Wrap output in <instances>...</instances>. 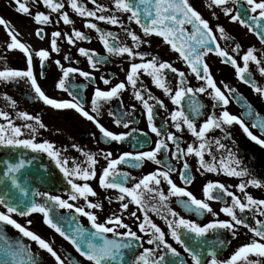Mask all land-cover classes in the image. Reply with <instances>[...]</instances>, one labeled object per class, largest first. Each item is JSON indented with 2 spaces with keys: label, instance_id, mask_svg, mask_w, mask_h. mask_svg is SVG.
Segmentation results:
<instances>
[{
  "label": "snow or ice",
  "instance_id": "1",
  "mask_svg": "<svg viewBox=\"0 0 264 264\" xmlns=\"http://www.w3.org/2000/svg\"><path fill=\"white\" fill-rule=\"evenodd\" d=\"M14 2L18 12L33 16L34 22L37 24H59L61 21L64 25L74 24L69 12L65 10V0H33V3L42 5L48 10L47 12L37 10L34 13L28 4L22 2V0H14ZM111 2L114 4L115 10L127 14L129 23H135L139 27L143 33V38L136 31L125 26L124 22L117 15L105 14L110 13V10L103 5L97 4V0H91V3L96 5L97 10L87 8L82 0H67L68 7L79 16L94 18L96 21H104L111 25H119L124 33L131 37L134 47L119 42L117 33L104 32L91 20L85 21L84 26L86 28L95 29L100 33V40L109 54L120 56L126 54L133 60L137 57L140 59L141 62H132L130 64L126 79L134 89L135 99L142 102L151 132L155 133L160 139L150 151L123 152L117 158H112L113 153L111 151L105 152L104 150H100L99 153H96L85 151L78 145L72 144L71 148L85 158L81 163L75 157L64 156L53 142L48 140L38 142L36 140L38 128L43 129L46 127L39 116H33L27 111L18 113V116L25 121L34 122L23 125L24 128L30 130V134L29 138H21L24 135L22 127L16 126L13 123L8 112L0 111V118L7 121L6 124L0 123V145L30 149L33 152L46 154L55 162V165L60 169L64 178L67 179V183L71 186V194L68 200L63 199L60 195H51L48 192L35 193V195L45 198L44 203L36 202L35 200L27 202L21 200L19 204H14L11 202L8 194H0V205L5 209L4 211H0V224L11 225L23 237L36 242L40 249L45 250L54 258L56 264H66V260L67 264H83V261L73 258L70 254H66L62 258L54 250L51 243L36 232L31 231L29 227L21 225L13 218V214L21 217L30 216L33 213L42 214L44 223L68 240L74 246L79 256L83 257L89 264H176L175 261H166L164 254L156 256V252L161 246L166 251H170L172 256L179 257L180 253L166 241L165 232L151 219L149 212H153L160 214L166 221L171 237L177 243L184 246V250L189 253L194 264H205V262L202 261L201 252L198 249L190 247L185 243V240L181 237L180 229H186L188 233L194 234L195 237H204L209 231L224 229L230 230L233 237H235L238 235L239 226L248 228L253 233L254 238L237 247L228 258L223 260L218 258L216 252H211V259L207 264H264V219H256L255 226H251L240 215V213H245L247 210L258 212L259 216L264 217V198H255L252 194L245 191L249 185L256 188H264V182L257 178L242 179V182L237 185L239 191L245 195V199L241 200L234 192L229 191L225 184L219 181H208L202 189L204 199H199L191 191H188L186 187L178 186L174 182L170 172L175 171V169L167 158L165 160L158 159L159 153L169 151L167 142L171 141L176 149L172 152V158L180 159L185 155H194L198 158L200 166L198 170L217 174L223 170L224 174L229 177H249L250 171L242 166V161L219 138L209 139L207 134L213 130H221L223 132L226 126L238 124L252 141L264 146V138H260L254 134L245 123V119L251 121L252 127L258 128L264 134V116H261L254 105L243 94L239 93L237 89L224 83V89H227L232 99L244 109L241 116L227 111V105L230 103L229 96L217 85L205 58L209 54H215L223 58L222 63L231 64L235 68L238 79L251 86L254 93L259 94L264 99V87H261L254 80L249 68V63L253 62L257 66L259 74L264 76V56L257 55L255 47H249L241 57L243 62V66H241L233 55L220 46L217 33L224 40H232L233 38L226 33L225 28L221 25H217L214 31L209 21L202 16L201 12L194 7L190 0H111ZM230 3H238V0H211L207 7H221L225 15L229 16L233 22H239L244 27H247L250 32H253L259 38L260 43L264 45V0H246L250 12L255 14L250 17L252 23L243 19L240 11H236L233 14V8L228 6ZM97 11L102 14H97ZM53 13H55V17H53ZM213 16H215L214 12ZM0 25L4 26L5 34L8 37L5 49L7 51L19 50L26 59V67L24 69L5 67L0 70V82L8 83L25 80L29 83L31 90L35 94L34 99H39L45 105L56 110H76L96 125L105 141L123 142L131 135V133H115L106 128L96 116L85 110L81 101L77 99V95L69 91L66 81L70 73L78 72L81 76L91 79V74L87 71L72 67L64 68L59 60L55 61L62 69V78L58 80L56 87L68 92L72 96V99H56L47 95L38 83L37 75L34 72V55L39 58V64L43 68L45 62L50 57V52L42 48L33 54L31 46L18 38L20 36L19 31L10 26V22L2 16H0ZM35 35L43 39L45 35L44 29L37 28ZM152 36L161 38L162 42L170 47V50L178 53L179 57L187 64L196 78L203 81V84L195 88L189 86L185 72L174 67L171 62L163 60L159 55L152 56L151 59L146 60L145 57L149 56L150 53L137 51L136 49H139L143 44L150 45V38ZM62 37H66L69 44H75L76 40L89 39L83 31L75 28L72 29V34L53 31L50 39L52 51H60L57 40ZM240 49L241 45L235 43L233 51L239 52ZM78 51L81 55L87 57L93 68H96L97 63L103 62L105 59L103 57L94 59L98 54L93 50L79 48ZM64 58L68 59L67 56ZM166 71L176 74L179 78V83L174 94L173 88L168 83ZM141 72L151 77L152 83L162 89L166 95H169L173 104L178 106L176 110L171 112L173 126L177 132L184 131V126H186L187 130L198 141V146L188 144L185 151L180 147V137L176 133L169 132L166 127H157L154 123V105L149 103V100L156 98L152 96L151 91L140 81ZM40 75L43 76L44 73L41 72ZM101 79L105 84L110 83L104 77H101ZM138 82L141 83L140 88H137ZM125 87V82L121 81L109 90L96 88L92 100V112L98 113L101 101H108L117 97ZM144 92H147L148 99H145ZM197 93H207L216 102L213 104V111L208 114L207 119L199 124V126H197V119L203 115L201 109L204 106L203 104L193 103V98ZM186 97L188 98L187 110L182 103ZM5 99L13 107L16 106L17 102L14 99L7 96H5ZM157 103L163 106V101L157 100ZM217 105L224 107L225 110L217 113L215 111ZM124 115H127V113ZM130 122H126L123 115L114 120L115 124L118 126L123 124L125 128L128 127V123ZM133 131L136 130L134 129ZM144 135L146 136L147 134L144 133ZM213 145H215L217 151H222L227 153V155H221L217 159V156L213 152ZM206 155L210 159H206ZM100 156L107 162V166L102 167L98 175L96 168L99 164L98 157ZM145 161L161 165L165 170L157 168L144 175L132 186H127L130 174L120 171L118 165L123 163L138 168L142 167ZM26 163L27 161L23 159L15 163L7 162L6 170L3 172V176L8 177L12 186L19 188L24 197H27L28 190L26 187L21 186L15 174L19 173L26 166ZM179 176L185 185L193 183L194 177L191 174V166L187 161L184 162L183 167L180 169ZM92 180H96L98 186L102 189L118 190L116 199L120 202L119 206L122 212L127 211L130 204L137 206V210L143 213L142 220L137 216L136 211L129 212V215L140 220L137 226L139 232L150 236L146 243L155 245V248H144L143 252L136 256L135 259L126 261V252L133 250L137 246V243L143 240V237L138 235L136 231H132L129 224L124 222L122 215L113 213L104 222H98V217L94 211H86L84 207H78L69 202V200L76 201L83 198L88 209L103 210L101 202H93L89 199V196L95 197L98 195L89 183ZM77 181H81L82 183ZM162 181L168 185L167 193L160 187ZM225 195L231 197L232 202L230 205L222 207L220 212L226 214L230 219H215L204 225L179 216L169 206V198L176 196L179 199L180 205L185 210L195 212L197 215H203L207 212L213 217H218L219 213L213 210L208 201L222 200ZM185 197L187 199H184ZM151 201H156V203L150 204ZM109 203H111V198H109ZM56 207L69 210L74 209L76 213L87 217L94 231L79 226L75 229L74 234L66 231L61 226V223L52 215ZM165 212L167 215H164ZM169 217H172V219H169ZM31 223V220L27 221L28 225H31ZM118 229H124L125 231L121 232ZM109 233L113 234L114 238H109L107 235ZM220 243L223 244L225 242L221 241ZM250 255H254L260 259L250 260ZM0 264H42V261L37 258L36 254L30 251L29 246L24 244L22 240L10 239L0 229ZM180 264H184V261L181 260Z\"/></svg>",
  "mask_w": 264,
  "mask_h": 264
},
{
  "label": "flooded vegetation",
  "instance_id": "2",
  "mask_svg": "<svg viewBox=\"0 0 264 264\" xmlns=\"http://www.w3.org/2000/svg\"><path fill=\"white\" fill-rule=\"evenodd\" d=\"M28 4L32 12L37 10L48 11L42 5L33 3V0H22ZM85 6L92 10H97L96 5L91 3V0H82ZM194 7L201 12L202 16L207 19L210 26L213 27L214 31L217 25H221L225 28L226 33L231 36L232 40H224L217 33V39L220 46L233 55L238 63L243 66L242 55L249 47H255L257 50V55L264 56V45L260 43L259 38L250 32L247 27H244L239 22H233L229 16L225 15L221 7L209 8L207 5L211 0H190ZM66 8L65 10L69 12L71 19H73V25H64L63 22L59 24H48L40 25L34 22V18L31 15L20 13L16 10L17 6L14 0H0V16L10 22V26L18 30L20 33V38L22 42L31 46V51L35 54L36 51L40 49H47L50 52L49 59L45 62L43 68L39 64V58L34 55V72L37 75L38 83L41 85L42 89L47 95L56 99H72V96L68 92L62 91L56 87V84L60 78H62V69L58 66L55 61L59 60L64 68H78L82 71H87L91 74V79H87L77 73H70L68 80L66 81V86L69 87V91L74 92L77 95V99L81 101L85 110L89 111L90 114L96 116V118L109 130L115 133H131V135L123 142H108L102 138V134L96 125L82 116L79 112L74 109H63L56 110L50 106L45 105L39 99H34V92L31 90L29 83L25 80H19L17 82H0V111L8 112L10 118L16 126L22 127L24 135L21 138H29L30 130L24 128L23 125L26 123H34L32 121H25L23 118L18 116L19 112L27 111L33 116H39L43 123L46 125L45 128L37 130L36 140L43 141L48 140L55 144L56 148L62 152L64 156L75 157L77 161L83 162L84 157L71 148L72 144L78 145L85 151H91L99 153L100 150L105 152L111 151L113 153L112 158H117L123 152H136V151H150L155 147L156 142L160 139L155 133H152L146 117V111L143 108L142 102L135 99L134 89L127 82L126 76L130 69V64L132 62H141L137 57L135 60L129 58L126 54L124 56L109 54L103 43L100 40V33L95 29L86 28L85 21L91 20L96 23L97 26L104 32H114L118 34L119 42L125 45L134 47L131 42V37L127 36L123 29L119 25H111L104 21H96L94 18L81 17L75 12H73L70 7H68L67 0H65ZM97 4L103 5L110 10V13L105 14H115L124 22L125 26L129 27L131 30L136 31L143 38V33L135 23H129L127 20V14L120 13L115 10L114 4L111 0H97ZM229 7L233 8V14L236 11H240L242 15L246 16L250 22V17L255 15L250 12L246 4V0H238V3H230ZM213 12L215 16H213ZM97 14H102L97 11ZM55 17V13L52 14ZM190 27V26H189ZM37 28L44 29V38L40 39L35 35ZM83 31L86 36L89 37L87 40H76L75 44H69L66 37L58 38L57 43L60 51L54 52L50 47L51 33L53 31H61L62 33L72 34V29ZM151 43L143 44L137 51L148 52L149 56L145 59H151L152 56L159 55L163 60H167L173 64L177 69L184 71L188 85L195 88L203 84L196 78L195 74L191 72L187 64L179 57L178 53L170 50V47L162 42L159 37L152 36L150 38ZM8 42V37L5 34L4 26L0 25V70L5 67H12L17 69H24L26 67L25 56L19 50L7 51L5 49V44ZM235 43L241 45L239 52H234ZM79 48H85L93 50L98 54L94 59L99 57L105 58L103 62L97 63L96 68H93L89 63L87 57L81 55L78 51ZM67 56L68 59L64 57ZM207 63L210 66V71L214 76L217 85L221 87L225 94L229 96L230 103L227 105V111L237 116H241L244 109L232 99L230 93L227 89H224V83L228 84L230 87L238 90L239 93L243 94L248 101L254 105L255 109L259 111L261 116H264V99L259 94L254 93L253 88L243 82H241L235 71V68L231 64L222 63L221 57L215 54H209L206 58ZM250 71L253 74L254 80L261 86L264 87V76L260 75L257 66L253 63H249ZM43 72L44 75L41 76L40 73ZM166 76L169 85L173 88V94L178 86L179 78L176 74L166 71ZM101 77L108 79L109 84H105ZM124 81L126 87L120 92L117 97L112 98L108 101L100 102V109L98 113L92 112V100L94 98V90L100 88L101 90H109L115 84ZM140 81L143 85L151 91L152 96L156 99L149 100L150 104L154 105L155 119L154 123L157 127L167 128L169 132L176 133L180 137V147L186 151L188 144H195L198 146V141L191 135L184 126V131L177 132L173 126L171 120V112L177 109V105L173 104L171 97L166 95L162 89L155 86L152 83V78L146 73L141 72ZM223 82V83H222ZM79 86V87H73ZM141 87V83L138 82L137 88ZM5 96L14 99L17 104L13 107ZM145 99H148L147 92H144ZM157 100L163 101V106L157 103ZM185 109H188V98L182 102ZM194 104H203L201 109L203 115L197 119V126L201 124L205 119H207L208 114L213 111V104L216 103L207 93H197L193 98ZM133 105L135 106L133 108ZM224 107L217 105L215 111L220 113L224 111ZM127 113V115H124ZM123 115L124 120L131 121L128 123V127H123V124L117 125L114 120ZM0 123L6 124L7 121L0 118ZM245 123L249 126L250 130L260 138H264V134L260 132L258 128L252 127L251 121L245 119ZM136 131H133V130ZM144 133L147 135L145 136ZM208 138H219L222 143H224L228 149H230L241 161L242 166L249 169L250 176L245 178L229 177L224 174L223 170L219 174L207 172L199 169L198 158L194 155H185L180 159L172 158V152L175 151V146L171 141H168L169 151L158 154V159L165 160L166 158L173 166L175 171L170 172V175L174 182L181 187H186L188 191H191L197 198L204 199L203 186L208 181H219L228 188L229 191L234 192L241 200L245 199L244 193L239 191L237 185L243 180L257 178L264 182V146L257 144L252 141L241 129L238 124H233L231 126H226L225 130H213L209 132ZM227 137V138H226ZM23 150L28 155L33 154L37 156L42 163H51L55 165V162L44 153L33 152L30 149L18 148ZM65 149H67L65 151ZM12 147L0 145V163L5 162V158L13 155ZM213 152L217 156V159L221 155H227L222 151H217L215 145H213ZM206 159H210L207 155ZM99 164L97 165V173L99 175L102 167L107 166V162L102 156L98 157ZM187 161L191 166V174L194 177V181L191 185H185L180 179L179 172L183 167L184 162ZM120 171L129 173L130 179L127 181V186H132L144 175L161 168L165 170L161 165H157L151 161H145L142 167H131L127 164L118 165ZM59 170V180L60 183L57 186L56 191H46L40 190L39 193L48 192L51 195H60L63 199L68 200L71 194V186L67 183V179L64 178L63 173ZM58 180V178H57ZM81 182V181H77ZM82 183V182H81ZM91 186L98 193L97 196H89V199L93 202H101L103 204V210L100 209H88L86 202L83 198L77 199L76 201L69 200L70 203L75 204L78 207H84L86 211H94L98 217V222H104L107 217L113 213L117 215H122L125 223L129 224L132 231H136L138 235L143 237L141 242L137 243V246L133 250H128L125 255V260H133L136 256L143 252L144 248H155V245H149L146 243L150 236L140 233L138 230V224L140 220H137L129 215V212L136 211L137 216L142 220L143 213L137 210L135 204H130L129 209L122 212L120 209V202L116 199L118 195V190L116 189H102L98 186L96 180L89 181ZM160 187L165 193L168 191V185L166 182L162 181ZM247 193L252 194L255 198H264V188H256L249 185L246 190ZM109 198H111V203H109ZM184 199H187L186 197ZM36 202L44 203L45 198L36 195ZM127 202V201H125ZM232 198L224 196L222 200H211L208 201L214 211L219 213L218 217H213L210 213L205 212L203 215H197L195 212H190L185 210L179 203V199L176 196H171L169 198V206L174 209L179 216H183L185 219L192 220L200 225L207 224L215 219L227 220L230 219L226 214L220 212V209L226 205H230ZM151 203H156V201H151ZM54 210L60 213H69L78 217L79 221L84 226H91L90 221L87 217L76 213L74 209H64L56 207ZM2 211V210H0ZM39 220L43 223V215L36 213ZM149 215L153 222H155L164 232L166 241L176 248L180 253L179 257L172 256L170 251H166L163 246L160 247L156 252V256L161 254L165 255L166 261H175L176 264H180L183 260L184 264H194L191 256L188 252L184 250V246L177 243L170 234V229L167 226L166 221L161 217L160 214L149 212ZM164 215H167L165 212ZM251 226H255L256 219H264V217L259 216L258 212L247 211L245 213H240ZM172 219V217H169ZM50 229V228H48ZM118 231H125L124 229H118ZM181 237L185 240V243L190 247L196 248L201 252L202 261L207 264L211 259V252H216L219 259L223 260L228 258L234 250L240 245L249 242L254 238L253 233L249 231L248 228L243 226L238 227V235L233 237L230 230L217 229L209 231L204 237H195L194 234L188 233L186 229H180ZM56 243L58 253L62 258L65 257L63 248L67 247L69 252L74 255V257L83 261L84 264H89L88 261L80 257L76 252L74 246L69 243L64 237L56 233ZM108 237L114 238L113 234H107ZM225 243L221 244L220 242ZM43 264H56L54 258L48 255L43 256ZM250 260L260 259L254 255L249 256ZM67 264V260H66Z\"/></svg>",
  "mask_w": 264,
  "mask_h": 264
},
{
  "label": "water",
  "instance_id": "3",
  "mask_svg": "<svg viewBox=\"0 0 264 264\" xmlns=\"http://www.w3.org/2000/svg\"><path fill=\"white\" fill-rule=\"evenodd\" d=\"M13 157L9 158L7 162H18L23 159L27 161L26 166L21 169L19 173H16L17 179L20 181L22 187H26L28 190L27 197H24L19 188L13 187L11 181L8 177L3 176V172L6 170V163H0V194H8L11 198V202L14 204H19L21 200L24 202L35 200V193L39 189H53L55 186V176H57V170L52 165L47 163H41L39 159L33 157L32 155L27 156L24 152H20L13 148ZM52 215L61 223V226L71 234L75 233V229L79 226L82 227L77 218L73 219V216H59L54 211ZM86 228V227H82ZM0 229H2L5 234L10 239L22 240L24 244L29 246V242L20 234L13 236L11 233L13 229L7 224H0ZM94 231L92 228H86ZM30 248V247H29ZM33 253V251L30 249ZM35 254V253H34ZM69 254V253H66ZM37 258L42 261V259L37 255Z\"/></svg>",
  "mask_w": 264,
  "mask_h": 264
},
{
  "label": "rangeland",
  "instance_id": "4",
  "mask_svg": "<svg viewBox=\"0 0 264 264\" xmlns=\"http://www.w3.org/2000/svg\"><path fill=\"white\" fill-rule=\"evenodd\" d=\"M0 210L2 211L5 210L2 205H0ZM13 218L16 219L19 223H23V224H27V221L31 220L32 221L31 226H33L36 230H39L42 234L48 236L53 241L54 244L56 243V237H57L56 233L46 228L45 225L39 220V217L36 213H33L28 217H19L13 214ZM52 247L54 248V250L56 251L58 250L56 249L58 247L57 245Z\"/></svg>",
  "mask_w": 264,
  "mask_h": 264
}]
</instances>
